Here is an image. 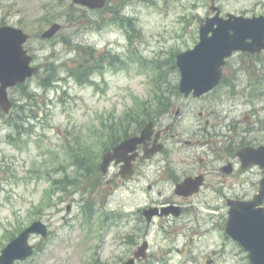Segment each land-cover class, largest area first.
Masks as SVG:
<instances>
[{
    "label": "rangeland",
    "instance_id": "1",
    "mask_svg": "<svg viewBox=\"0 0 264 264\" xmlns=\"http://www.w3.org/2000/svg\"><path fill=\"white\" fill-rule=\"evenodd\" d=\"M212 1L130 0L122 8L123 14L129 17L125 20L126 27L115 22L117 13L111 14L112 10L109 13L110 9L93 13L60 0L0 1V24L10 23L32 35L27 47L39 69L27 87L10 91L17 103L13 118L5 117L0 109V252L19 231L35 220H42L50 226L51 235L31 238L35 251L23 264H60L67 258L74 261L90 256L91 215L101 208L103 199H97L95 207L92 199L96 197L86 187L74 183L63 188L60 181L72 180L75 176V146L80 144L99 160L105 142L111 140L109 132L102 128L110 114L121 120L129 113L142 112L147 101L148 108L154 110L160 99L169 100L173 119L177 118L173 113L179 106L192 110L180 118L184 124L177 127V131H184L183 140L202 137L198 128L203 127L204 121L197 115L202 107L216 103L209 97L198 100L178 93L180 73L176 57L198 43L200 25L210 15ZM215 1L223 15L264 14V0ZM56 18L63 28L54 39L43 41L39 33ZM85 46L102 53L111 52L120 56L119 60L106 56L100 62L92 61L98 67L86 82L90 74L77 77L70 72L76 64L90 59ZM263 64L264 56L235 54L225 70L226 84L212 95L220 96V115L215 114L220 125L222 152L226 149V135L237 133L239 141L242 134L256 142L264 140V98H260L259 89L253 83L255 78L264 80ZM229 85L235 88L236 96L230 95ZM25 107H32L34 111L40 108V118L32 124L26 123V133L19 136L14 131V116L16 110L25 113ZM259 110L262 117L253 121L251 112ZM205 111L209 113L208 109ZM213 111L216 110L211 108L210 112ZM238 116L242 124L231 119ZM249 129L255 131L246 133ZM16 137L26 144H19ZM16 144L23 147L19 149ZM186 150L184 144L180 149L168 147L163 156L185 161ZM86 186L89 187L87 183ZM142 193L143 200L145 193ZM139 196V191L132 193L124 189L111 204L134 208L137 202H142ZM222 214L220 209V217ZM120 217L113 220L120 223Z\"/></svg>",
    "mask_w": 264,
    "mask_h": 264
},
{
    "label": "flooded vegetation",
    "instance_id": "2",
    "mask_svg": "<svg viewBox=\"0 0 264 264\" xmlns=\"http://www.w3.org/2000/svg\"><path fill=\"white\" fill-rule=\"evenodd\" d=\"M208 108L202 107L198 113L203 126H220L215 111L208 113L205 111ZM189 113L192 110L180 106L176 116ZM152 122L154 133L133 150L131 166L126 164L124 170V163H117L121 159L113 161L103 174L105 186L94 189L92 196L103 199L100 211L104 215V219L96 220L93 233L96 248L89 257L77 258L69 264H252L250 253L226 234L228 201L250 200L257 194L264 171L256 165L246 167L237 151L264 144V140L256 142L246 134L239 141L237 133H233L226 138L223 153L220 129H199L202 137L184 141L185 161L178 162L163 154L168 147L180 149L184 131L176 129L183 123L174 121L169 113L160 119L155 117ZM118 124L111 123L114 128ZM145 126L124 123L123 127L130 132L115 136L112 145L139 135ZM160 142L164 143V151L144 158L145 150ZM186 179L191 181L190 187L179 193L178 185ZM124 189L132 193L139 191L138 200H142V192L145 197L141 203L137 202L136 208L115 212L124 218L121 224L111 225V217L106 216L111 198L114 195L118 198ZM261 205L264 207V199ZM257 254L262 255V251Z\"/></svg>",
    "mask_w": 264,
    "mask_h": 264
},
{
    "label": "water",
    "instance_id": "3",
    "mask_svg": "<svg viewBox=\"0 0 264 264\" xmlns=\"http://www.w3.org/2000/svg\"><path fill=\"white\" fill-rule=\"evenodd\" d=\"M91 8L103 7L105 0H75ZM227 18L218 12L202 24L201 41L194 49L177 55V65L181 71L180 90L186 95L194 91L201 96L215 88L222 77V67L226 58L235 51L256 53L264 50V15L246 17L229 13ZM61 28L53 24L42 37L52 38ZM29 36L21 29L5 26L0 28V106L8 113L12 102L8 96V88L24 82L36 71L30 65L32 56L24 49L23 44ZM146 128L138 139L124 142L116 148V153L126 147L131 149L135 141L147 138ZM162 145L154 151L161 150ZM250 164H260L264 168V146L246 148L239 152ZM105 165V164H104ZM103 169L105 170L104 166ZM189 181L179 185L186 190ZM260 194L264 196V180L261 182ZM256 202H237L231 204L227 231L236 240L241 241L249 249L256 264H260L257 251H264V209L255 207ZM47 236V226L41 221L33 223L19 237L10 243L0 256V264H14L16 259H24L32 253L28 244L31 233Z\"/></svg>",
    "mask_w": 264,
    "mask_h": 264
},
{
    "label": "trees",
    "instance_id": "4",
    "mask_svg": "<svg viewBox=\"0 0 264 264\" xmlns=\"http://www.w3.org/2000/svg\"><path fill=\"white\" fill-rule=\"evenodd\" d=\"M88 52L90 53V59L89 60H86V62L85 63H82V64H80V65H75L74 67H72L71 68V70H70V72L73 74V75H75V76H77V77H82V76H84V75H88V74H92V72H93V70L96 68V67H98V66H96V65H94L93 63H92V60H91V57H93V54L95 55V53H94V51L93 50H88ZM261 70V69H260ZM262 71V70H261ZM262 72H264V71H262ZM56 72L52 75L53 76V78H55L56 77ZM89 77L90 76H88V77H86L85 78V81H87L88 79H89ZM258 94L259 95H263V93L260 91V92H258ZM28 95H29V93H28ZM32 108V107H31ZM39 110H40V108H38V109H36L35 111L33 110V108L32 109H29V111L31 112V115H29L28 116V119H31V118H38L39 117ZM12 118H13V116H12ZM14 118H15V123H14V125H15V130L14 131H16V133L17 134H23L25 131H26V129H25V124L27 123V118H26V116H25V114L24 113H21L20 111H16V115L14 116ZM79 153V155H77ZM88 153V152H87ZM87 153H80V150H78L77 152H76V155H75V158H76V160L83 166V167H85V169H86V171H89V165H88V163H89V157H88V155H89V153L87 154ZM62 186H63V188H67V187H69L70 186V184H73L74 183V181H69V180H62Z\"/></svg>",
    "mask_w": 264,
    "mask_h": 264
}]
</instances>
